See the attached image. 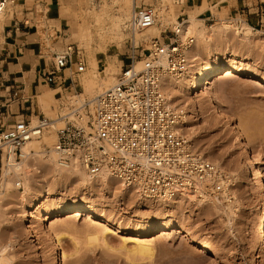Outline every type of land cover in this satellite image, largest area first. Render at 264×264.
Instances as JSON below:
<instances>
[{
    "label": "rangeland",
    "instance_id": "rangeland-1",
    "mask_svg": "<svg viewBox=\"0 0 264 264\" xmlns=\"http://www.w3.org/2000/svg\"><path fill=\"white\" fill-rule=\"evenodd\" d=\"M123 1L67 0L57 10L56 19H53L52 14L55 11L51 6L49 9L42 10L45 11L47 16L50 13V17H44V20L38 18L35 25L37 32L30 37L34 40L37 39L36 37L39 38L40 48L38 54H40V59L38 62L43 67L50 68L53 62L52 52H59L64 46L71 44L77 46L80 50V56L85 65L84 73L86 69H91L90 61L92 60H95L98 64L95 72H101L103 67L109 64L119 68V72L120 68L129 62V52L132 46L130 36L122 30L123 25L121 26V37L115 35L117 39H121L117 40L113 37V33L108 31H110L111 19L113 20L118 16L117 11L120 6L117 3ZM115 2L117 5H114ZM144 2L167 4L168 12L166 16L168 21L164 23V26H171L176 20L184 19L189 15L197 16L200 20L199 14L207 7L205 1L198 8L193 5L194 3H188L189 0H180V2L175 0H144ZM130 3L132 5L133 0ZM190 4L193 8L195 7L194 11H196L194 13H192L193 8L189 7ZM100 6L105 7V13L100 17L103 22L97 21L101 13ZM7 9L9 10L8 16L3 15V12L0 14V32L5 27L12 25L10 4H8ZM91 11H95V15ZM211 11L213 12L214 22L204 24L200 20L201 24L209 26L213 23H221L223 20L229 21L231 19L225 1H216L215 6L211 7ZM90 13L92 14L90 15ZM65 17L67 23L62 28L61 33H58L60 36L57 37L51 29H60L59 20ZM230 21L237 24L235 23L236 20L231 19ZM237 21L239 20L237 19ZM72 24L84 25V29L87 28L89 31V37L85 38V41L71 37L66 32ZM257 30L262 34L254 37L249 47L239 43L236 36H233L235 38L231 37L229 46L236 56H249L251 60L244 61L247 66L254 71L256 69L260 74H264V28L254 29V31ZM150 32L154 33L153 31H147L135 36L136 41L141 42L147 35L153 37L157 34ZM2 41L3 39L0 36V43ZM137 59H140V57ZM73 68L75 69V66L72 65L71 69ZM70 71H66V74ZM83 72L78 76L80 85ZM242 75L239 74L225 80L220 78L217 82L218 87L223 86L224 83L226 88L223 97L224 107L221 108L224 116L233 122H238L240 117L243 120L247 118L245 121H248V123H246L251 125L250 132L252 136L248 140L246 152L240 149L239 142L219 121L217 111L210 108L208 104L205 103L199 108L198 116L189 118L188 127H193L201 136L200 142H197L193 149L209 161H218L224 171V176L221 177L223 181L221 180V182H225V184L220 190L217 185V189L215 187L213 189L216 192H213L206 185V194L210 195L209 200H214V197L218 196L222 209L219 212H214L208 200L204 208H200L195 203L188 202V199L184 201L183 198V202L181 199L173 200L176 201V203H173L175 206L170 202L162 203V200L136 198V195L131 196L133 193L127 194L117 191L116 184L109 183L105 185L100 180H94L91 186H80L71 179L59 180L56 190L65 194L61 197L64 205L83 204L85 208L94 205L96 215L93 219L88 220H84V217L65 218L67 215H63L53 217L45 223L50 232L53 233L52 236L63 234L64 238L59 246L61 252L70 254L77 250V253L73 256L61 258L59 261L61 264H264V249L260 248L256 240V234L260 226L259 220L264 210V200H261L260 195L256 192V180L254 179L255 170H260L264 183V85L258 86L246 82ZM100 77H103V75L100 74ZM38 85L42 90L45 89L43 92L49 91V95L52 97V100L49 101L50 107L47 109L42 108L35 96H29L30 98L26 103L37 109L36 111H43L44 116L49 119L58 117L61 112L60 105H63L60 103L63 101L64 105L67 104L64 102V98L69 99L71 95H66L65 91L61 94L59 90L54 93V91H51L53 87L46 85L41 79L38 81ZM4 91L6 90L1 89V94ZM76 92L84 93L83 88L77 89ZM88 96L90 97V95L84 93L82 97L89 98ZM203 96L204 94H199L197 100L203 99ZM22 100L20 92L19 94L12 92L10 102L0 104V112L4 113L5 109H8L11 113L0 115V129H4L15 120L20 119L18 117L21 114L19 101ZM31 118L33 119V116ZM57 126L59 127V125ZM51 132L53 131L49 127L42 136L35 139L36 142L41 145L43 140L41 138L49 136L52 134ZM184 132L188 134L186 129H184ZM193 144L195 143L193 142ZM252 155L256 157V160L253 165H249L247 161ZM37 165L40 168L37 180L41 184L49 182V171L42 169L39 163ZM20 182L22 185L20 184L19 187L16 186L15 188L22 191L23 180H20ZM223 190L225 191V198L219 193ZM37 193L38 189L33 188L30 197L25 201L15 202L16 204L11 202V204H14L11 209L13 220H10V224L4 226L0 231V247H2L0 250V264L54 263L55 256L52 251V243L44 235V227L38 221L33 220L32 225L36 236L30 237V233L27 232L28 229L23 223L26 219L23 210L27 205L35 202ZM46 202L49 203V208L55 205L52 198ZM227 205L229 208H225ZM34 209L29 208L28 212H33ZM223 211L226 212V215ZM104 220H109L110 223H104ZM168 222L173 225L167 231L169 233L160 238H155L159 234H156V232L164 228ZM179 227L187 228L196 238L210 242L219 251V256L214 257L195 248L194 245L189 243L188 238L177 234ZM105 228L107 231L104 239L107 247H101L99 246L100 243H95L98 246L92 252L89 251L87 245L89 242L88 239L86 240L88 232L90 233L92 229L99 232ZM145 229L150 230L145 239L151 242L153 255L151 254L150 257L147 254L142 256L139 254L129 255L125 251L126 249H123L121 242L125 238L132 239L136 233ZM130 245L132 244L127 243L125 248L129 250ZM93 246L95 247L94 244ZM91 248L93 249V247Z\"/></svg>",
    "mask_w": 264,
    "mask_h": 264
},
{
    "label": "built area",
    "instance_id": "built-area-1",
    "mask_svg": "<svg viewBox=\"0 0 264 264\" xmlns=\"http://www.w3.org/2000/svg\"><path fill=\"white\" fill-rule=\"evenodd\" d=\"M11 3L0 0V12ZM158 5L168 12L166 3L133 0L123 28L132 44L129 62L111 88L91 100L75 97L60 106L63 125L56 131L54 149L90 175L107 173L143 198L170 200L180 190H196L197 184L207 182L214 167L179 132L182 114L166 105L159 87L164 76L179 80L187 74V51L194 36L175 22L159 27L158 36L135 39L159 23ZM52 54L51 67L40 75L42 82L61 94L80 95L78 76L85 65L78 47L68 44ZM4 114L11 113L5 109ZM18 117L0 129V178L4 166L21 160V147L38 139L52 122L44 115Z\"/></svg>",
    "mask_w": 264,
    "mask_h": 264
},
{
    "label": "bare ground",
    "instance_id": "bare-ground-1",
    "mask_svg": "<svg viewBox=\"0 0 264 264\" xmlns=\"http://www.w3.org/2000/svg\"><path fill=\"white\" fill-rule=\"evenodd\" d=\"M131 1L132 0H124L122 3H117L120 6H118L119 8L117 7L118 11L116 9L118 16L115 15V19H111V27L109 28L110 31H108L113 33V37L116 39L117 37H121V26H124L125 22L130 18L129 16L132 9V5L130 3ZM104 6H100L101 8L99 9H101V11L98 9L101 13L98 16V20L96 19L97 21H99L101 19L100 17H102L101 15L105 13ZM157 7L160 21L157 23V25L145 31H153L155 34L157 33L155 36L159 35V27H163L164 23L168 21L166 16L167 14L164 12L163 7L160 5ZM194 9L195 7L193 8L192 13L196 11H194ZM91 12L94 14L95 11ZM91 14L92 13H90V15ZM237 19H234L236 20L235 23L237 24H233L234 22L232 23L230 19L229 21L223 20L221 23H213L209 26L201 24L197 16L194 15H189L184 19L180 18L175 21L187 31V34L194 36L193 46L187 51V74L179 80L164 76L160 81L159 87L165 94L166 105L182 114L181 123L178 126V130L184 135L192 148L197 142H200L199 139L201 136L198 131L193 129V127H188L190 122L189 118L191 116H198L199 108H201L202 105L206 103L210 108L217 111L219 121H221L226 129H228L229 132L234 136V139L239 142L240 149L243 152L247 151L248 140L252 136L250 132L251 125L247 124L248 121H245V119H247L245 117L244 120L242 117H240L242 121L239 119L238 122H233L224 116L221 108L224 107L223 97L226 93V88L224 83L223 86L218 87L217 82L220 78L225 80L229 79L230 77L243 74L242 76L246 82L252 83L254 85L256 84L258 86L264 85V74L258 73L256 69L254 71L244 62L250 61L251 58L249 56H236L230 50L229 45L231 37L236 36L239 43L249 47L253 38L262 34V32L259 30L254 31L252 27L248 26L242 21H237ZM96 20L95 22H97ZM81 26L82 25L80 24H72L66 33H69L73 38L83 41L85 38L89 37V31L87 28L84 29V25L82 27ZM115 35L117 37H115ZM137 35L140 34H136L135 36ZM97 65L98 64H96L95 60L90 61L91 69H86V72H83V76L80 81L84 93L90 95V97L88 96L89 98H87L89 100L93 99L97 94L111 88L116 83V75L119 74L121 70L120 68L118 72L119 68H115L113 67L114 65L109 64L106 67H103L101 72H95ZM136 66H139V61H137ZM100 74H102L103 77H100ZM51 91L56 93L58 90L51 89ZM84 93L82 92L80 95L74 93V96H71L69 99H66L67 97L64 98V102L68 103L71 99L75 100V97L83 98L82 96ZM201 93L204 94L203 99L197 100V96ZM61 97L63 98V96ZM37 100L42 108L47 109L50 107L49 101L52 100V97L49 95V91H46L38 95ZM60 104L64 105L63 101ZM51 120L52 122L50 123V128L53 132H51L52 134L49 136H43L41 138V140L43 139V142L41 141V145L40 143H37L35 139L30 140L21 147V160L17 163L4 166L2 168L3 170L1 171L2 175L0 178V231L4 226L10 224V220H13L11 209L13 205L16 204L15 202L25 201L28 197H30L33 188L38 189L35 202L27 205V207L23 210V213L26 216V219H24L23 223L26 225L25 227L28 229L27 232L30 233V237L36 236L35 229L32 225L33 220L38 221V223L44 227V235L52 243V251L55 256L53 264H61V262H59L61 258L64 259L71 257L77 253V250H74L70 254L61 252L59 246L61 245L64 238L63 234H54L52 236L53 233L50 232L48 226L45 225V223L53 217H61L63 215H67L65 218L84 217V220L93 219L96 215L94 205L87 206L86 208L83 206V204H74L68 206L64 205L61 197L65 194L56 190L59 180L71 179L76 181V183L80 186H91L94 180H100L102 183H105V185H108L109 183L116 184V187L119 189H117V191L120 193H133L131 196L136 195V198L143 197L133 188L122 185L118 180L107 173L90 175L74 159L69 161L62 159L60 154L55 151L54 144L56 142V131L63 125V123L58 117ZM56 124L59 125V127ZM184 129L187 130L188 134L184 132ZM193 142L195 144H193ZM201 156L203 157V155ZM205 160L214 167L213 177L208 179L207 182L205 181L204 183L197 184L196 190H180L175 194L174 198L170 200H162V203L170 202L173 204L176 203V201L173 200L181 199L182 201L183 198L184 201L185 199H188V202H193L197 207L204 208L208 200L213 211L219 212L220 209H222V204L218 199V196H213L214 200H209L208 197H210V195L206 194V185L212 190L214 187L217 189L218 185L220 190L223 184H225V182H221V177L224 176V171L218 161L212 162L206 158ZM255 160L256 157L252 155L247 163L249 165H253ZM37 163L40 164L42 169H47L49 171V182H44V184H41L39 180H37V175L40 173V168ZM254 179L256 180V192L260 195V199L264 200L263 175L260 170H255ZM20 180H23L22 191H19L18 188H15L16 185L19 183L21 184ZM224 190L219 192L222 197L225 195ZM213 192L216 191L213 190ZM59 196L60 198H58ZM51 198L55 201V205L54 207L49 208V203L46 201ZM11 202H14V204H11ZM173 206H175V204H173ZM226 207L229 208L228 205L225 206V208ZM29 208L35 209L33 212H28ZM225 213L226 212H224V214ZM105 222L110 223L109 220H104V223ZM104 223L102 224L104 225ZM259 224L260 226L256 234V240L260 248L264 249V210L262 211V217L259 220ZM165 225L166 226L164 228L156 232V234H159L156 235L155 238H160L168 234L169 232L167 231H169L170 227H173L172 223L169 222ZM92 231L93 229L91 232ZM106 231L107 229L105 228L99 232H88L86 235V240L88 239L87 241L89 243H86L88 245L89 251L92 252V250L98 246L96 244L99 243V246L107 247L104 239ZM149 232V229H145L136 233L132 239H123L121 242L123 249H126L125 251H127L129 255L139 254L142 256L143 254H147L150 257L153 253L152 244L150 241L145 239L146 234ZM177 234L188 238L189 243L194 245L195 248L200 249L201 251L214 257L219 256V251L217 248H215V246L203 239L196 238V236H194L189 229L179 227ZM127 243L132 244L130 245L131 248H129V250L125 248ZM89 244L90 246L92 244L91 247H93V249L89 246ZM1 248L2 247H0V250Z\"/></svg>",
    "mask_w": 264,
    "mask_h": 264
},
{
    "label": "crops",
    "instance_id": "crops-1",
    "mask_svg": "<svg viewBox=\"0 0 264 264\" xmlns=\"http://www.w3.org/2000/svg\"><path fill=\"white\" fill-rule=\"evenodd\" d=\"M67 0H13L10 4L12 10V25L5 27L0 32L3 41L0 43V104H8L11 99V93L21 94L22 101L21 114L23 117H32L44 115L43 111H36L28 103L29 96L38 95L45 89H41L38 81L41 79V73L48 71L49 67H43L39 61V38L30 39L31 35L37 32L35 25L37 19L50 17L45 15V11L50 6L54 9L53 19H56L57 10L62 7V3ZM206 2V9L199 14L200 20L204 24L214 21L211 7L215 6L216 1L227 3L228 15L239 19L253 29L264 28V0H189L188 3H194L197 8ZM190 8L193 6L190 4ZM8 5L3 10V15L8 16ZM41 10V11H39ZM40 13V16H39ZM39 16V17H38ZM60 29L52 28L55 35L61 33L62 28L67 23V18L59 20ZM50 31V30H48ZM1 89L6 90L1 94ZM50 89V88H49ZM2 97V98H1ZM33 104V102H32ZM20 112V111H19ZM3 115V112H0Z\"/></svg>",
    "mask_w": 264,
    "mask_h": 264
}]
</instances>
